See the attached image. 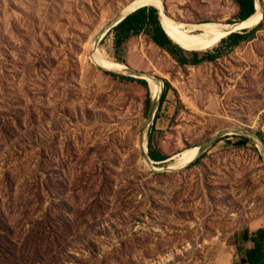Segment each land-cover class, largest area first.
I'll list each match as a JSON object with an SVG mask.
<instances>
[{"label": "rangeland", "instance_id": "374dc122", "mask_svg": "<svg viewBox=\"0 0 264 264\" xmlns=\"http://www.w3.org/2000/svg\"><path fill=\"white\" fill-rule=\"evenodd\" d=\"M130 1L0 0V264H240L264 227V0L198 64L145 31L100 38ZM161 2L240 21L235 0Z\"/></svg>", "mask_w": 264, "mask_h": 264}, {"label": "trees", "instance_id": "16d2710c", "mask_svg": "<svg viewBox=\"0 0 264 264\" xmlns=\"http://www.w3.org/2000/svg\"><path fill=\"white\" fill-rule=\"evenodd\" d=\"M235 2L238 6L237 17L240 21L247 19L256 11L255 0H235ZM112 30L115 33V46L117 51H119L128 38L145 31L151 35L156 44L162 47L172 48L174 51L180 53L181 62H188L184 53L187 51L183 50L168 37L160 23L158 11L154 7H142L136 10ZM245 31L243 33H233L224 38L221 42H226L228 46H235L248 37ZM187 53H193L194 60L190 61L193 64H198L204 60H214L217 57V54L209 53L206 56L199 58V53L201 52L195 51ZM167 86H169L168 83H166V87ZM166 92L167 91L165 90L162 93L161 102L165 99ZM150 155L153 159L158 161L165 159L163 155L152 149ZM239 251L241 253L240 261L242 263L264 264V227L253 231L249 236V245L244 249H239Z\"/></svg>", "mask_w": 264, "mask_h": 264}, {"label": "bare ground", "instance_id": "6f19581e", "mask_svg": "<svg viewBox=\"0 0 264 264\" xmlns=\"http://www.w3.org/2000/svg\"><path fill=\"white\" fill-rule=\"evenodd\" d=\"M161 0H131L126 6L120 9V14L122 16L132 12L141 7L153 6L160 11L161 25L168 35V37L177 45L183 44L188 47L197 49L198 52L211 51L217 47L222 38H226L227 32L235 29H249L256 27L262 20V15L260 12H255L249 18L244 21H238L232 24H211L204 23V28L206 31L204 33H198L190 30L194 27L193 24H184L178 23L169 18V15L166 12H163L161 8ZM257 9V8H256ZM201 27V26H200ZM226 36V37H225ZM100 58L112 67H124L123 65L118 64L111 58H108L106 55L101 54ZM198 152V148L189 151L182 156L176 158V163L182 164L187 161L193 154Z\"/></svg>", "mask_w": 264, "mask_h": 264}, {"label": "water", "instance_id": "95a60500", "mask_svg": "<svg viewBox=\"0 0 264 264\" xmlns=\"http://www.w3.org/2000/svg\"><path fill=\"white\" fill-rule=\"evenodd\" d=\"M257 1L255 0V10L257 8ZM163 7H164V10L167 13V10H166V6H165V3L163 2ZM142 8V7H141ZM140 9V8H138ZM136 9V10H138ZM136 10H133L132 12L122 16L120 13L119 15H117L115 18H113L111 21L107 22L104 24V26L102 27V30H101V35H100V38H103L111 29H113L115 26H117L121 21H123L128 15L132 14L133 12H135ZM159 13V20H160V23H161V17H160V12ZM249 18V17H248ZM246 20V19H245ZM244 21V20H242ZM194 27L191 28L190 30L196 32V34L198 33H204L206 31V29L204 28V25H207V24H193ZM230 25V24H229ZM201 26V27H200ZM246 29H242V30H235V29H232L230 31L227 32V37L233 33H236V32H239V33H243ZM225 36V37H226ZM224 38L221 39V41L223 40ZM183 50L187 51V52H198L197 49L195 50L194 48H191V47H188L186 45H183V44H180L179 45ZM97 60V59H96ZM104 68V67H103ZM105 70L107 71H112L110 69H106L104 68ZM147 158L148 160H151L150 157L147 155Z\"/></svg>", "mask_w": 264, "mask_h": 264}, {"label": "crops", "instance_id": "0c3cea01", "mask_svg": "<svg viewBox=\"0 0 264 264\" xmlns=\"http://www.w3.org/2000/svg\"><path fill=\"white\" fill-rule=\"evenodd\" d=\"M249 236H250V235H249ZM246 240H247V242H246V246H245V247H247V246L249 245V238H247ZM239 263H240V264H247V263H242L241 261H239Z\"/></svg>", "mask_w": 264, "mask_h": 264}]
</instances>
